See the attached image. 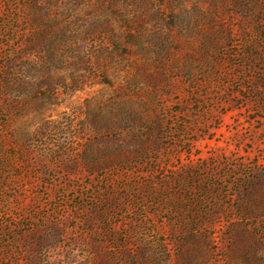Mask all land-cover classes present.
<instances>
[{
	"label": "rangeland",
	"instance_id": "1",
	"mask_svg": "<svg viewBox=\"0 0 264 264\" xmlns=\"http://www.w3.org/2000/svg\"><path fill=\"white\" fill-rule=\"evenodd\" d=\"M0 264H264V0H0Z\"/></svg>",
	"mask_w": 264,
	"mask_h": 264
}]
</instances>
